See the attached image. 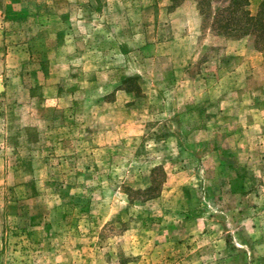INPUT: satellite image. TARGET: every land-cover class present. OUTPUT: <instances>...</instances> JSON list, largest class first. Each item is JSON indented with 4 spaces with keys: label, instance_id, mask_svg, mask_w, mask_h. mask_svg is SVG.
Segmentation results:
<instances>
[{
    "label": "rangeland",
    "instance_id": "obj_1",
    "mask_svg": "<svg viewBox=\"0 0 264 264\" xmlns=\"http://www.w3.org/2000/svg\"><path fill=\"white\" fill-rule=\"evenodd\" d=\"M197 1L0 0V264H264V51Z\"/></svg>",
    "mask_w": 264,
    "mask_h": 264
},
{
    "label": "trees",
    "instance_id": "obj_2",
    "mask_svg": "<svg viewBox=\"0 0 264 264\" xmlns=\"http://www.w3.org/2000/svg\"><path fill=\"white\" fill-rule=\"evenodd\" d=\"M196 9L213 31L232 40L251 38L253 49L259 53L264 51V0L254 15L249 10V0H198ZM157 171V168L151 171L150 186L142 193L147 199L155 198L159 192L161 183L155 178Z\"/></svg>",
    "mask_w": 264,
    "mask_h": 264
}]
</instances>
